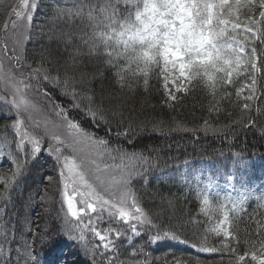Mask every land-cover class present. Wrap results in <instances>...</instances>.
I'll use <instances>...</instances> for the list:
<instances>
[{"label": "trees", "instance_id": "1", "mask_svg": "<svg viewBox=\"0 0 264 264\" xmlns=\"http://www.w3.org/2000/svg\"><path fill=\"white\" fill-rule=\"evenodd\" d=\"M36 2L39 6L34 11L30 38L23 45L20 64L28 66L30 74L33 69L43 66L49 70V77L59 76V83L27 79L31 86H37L36 100L42 101L38 106L43 113L61 125L51 130L61 138L67 136L63 121L55 115L59 110L57 106H60L66 110L69 119L78 122L86 132L94 134L95 139L106 140V147L110 150L102 157H95L94 148L82 144L78 146L81 155L97 159L101 168L104 164L131 166L135 163L136 173L130 188L138 201L137 206L162 229L175 231L187 241L188 246L170 239L151 244L147 231L133 236L128 225L116 217H110L107 209L102 213L99 209L93 213L86 208L84 223L91 219L93 226L99 229L113 228L124 233L120 238L112 235L115 251L105 254V250L102 253L101 247H97L93 258L80 243L78 231L69 232L67 229L65 217L67 215L70 220L71 217L57 191L60 183L57 164L54 156L47 151L50 138L44 137L43 150L38 158L33 160L27 155L30 153L27 146L19 155H10V159L21 166L18 176L13 175L15 163L0 159V226L4 228L6 222L7 227L12 228L10 235L0 228V239L7 243V247L1 240L0 246L4 253L8 248L12 250L7 257L0 253V264H17V250L23 252L25 242L31 246L37 264H56L58 261H62V264H108L109 259L115 260L116 264H236V256L230 249H235L240 255L246 250L258 249L259 241L264 239V173L261 172H264V42L256 40L251 43L252 37L246 42V52L249 54L251 47L257 49L256 64L259 69L256 73L258 91L256 99L250 102L253 105L250 111L241 109L243 97L249 95L245 85L252 83L253 70L248 68L245 71L243 67L239 69L242 75H234L233 83L219 89L215 98L200 78L189 82L179 77V72H169L170 81L176 78L178 85L188 88L187 93L175 92L174 86L169 83L168 87L177 96V100L172 102L167 99L168 93L162 87L159 68L152 71L145 86L134 67L137 75L125 72L124 86L121 87L117 83L116 72L119 69L116 65L126 67L123 58L109 56L110 50L103 47L90 51L89 37L95 29L86 18L57 15L58 8H74L80 4L98 7L102 0ZM21 4L20 0H0V34H8L13 39V35L19 33L17 38H22L23 22H18L16 29L4 31V25L10 23L13 17V10ZM119 7L122 14H126V10L135 11L123 0ZM259 11V7L252 12L241 7L239 22L247 23L250 15L261 21ZM224 13H228L227 7ZM258 27L264 29V21ZM244 35L247 34L237 30L238 40L243 39ZM7 44L9 53L20 54L19 49L15 53L12 51L13 42L10 39H7ZM110 59L111 64L107 62ZM17 74L14 71V75ZM26 74L23 72L22 77L27 78ZM65 74L72 77L67 83ZM220 75L216 73L217 77ZM42 89L46 96L41 95ZM239 89L243 91L238 95ZM73 90L80 94L75 98L78 107L73 104ZM225 93L230 95L225 96ZM11 95L9 90L0 93V109L3 110L0 111V149L7 144L11 146L10 153H16L18 137L10 125L17 117L4 114L9 111L8 105L13 100ZM89 108L97 113V117L102 114L108 123L101 122L99 118L90 119L86 114ZM11 111L14 112V108ZM205 121L218 130L203 131ZM154 126L157 131L152 130ZM125 130L129 131L127 136L118 135ZM40 131L43 135V130ZM121 151L142 154L148 162L121 159ZM204 165L206 167L202 169ZM187 168H191L190 174ZM119 170V167H114V170L102 172V175H118ZM49 176L53 177L51 183ZM229 180L236 185L233 194L216 187V184L222 185ZM205 196L209 205L205 212H201ZM41 197L44 199L41 200ZM241 198H245L242 209L232 211V202ZM221 205L228 210L230 231L239 237V246L231 237L216 236L205 231L223 220ZM84 235L87 247H95L92 234L85 231ZM204 235L208 237L209 246L220 251L208 253L193 248L192 244ZM244 241L249 242L247 249ZM224 243L230 247H222ZM63 252L68 253L66 259L61 257ZM19 264H24L23 256ZM243 264L257 262L247 256Z\"/></svg>", "mask_w": 264, "mask_h": 264}, {"label": "snow or ice", "instance_id": "2", "mask_svg": "<svg viewBox=\"0 0 264 264\" xmlns=\"http://www.w3.org/2000/svg\"><path fill=\"white\" fill-rule=\"evenodd\" d=\"M122 0H102L97 7L93 5L80 4L74 8H58L57 15L68 17L86 18L95 29L92 36L89 37V48L96 50L103 47L110 50L108 55L117 59L123 58L126 67L117 64L119 69L116 72L117 83L123 87L125 81L124 73H131L133 76L139 75L143 78L145 86L149 83V77L152 71L159 68L161 78L163 80L162 87L168 93L167 99L175 102L177 96L173 90L168 87L171 83L175 92H188L187 87H181L177 84L176 78L169 80V72L178 70L179 77L191 82L196 78L203 81L204 86L210 91L215 98L219 89L225 85L233 83V76H240L241 67L252 71V83L245 85L249 90V95L243 97L242 111H250L253 105L250 103L256 99V73L259 72L256 60L257 49L250 48L246 52L249 37H252L251 43L256 40L264 42V29L258 27L261 21H264V0H123L124 4L131 5L135 11H127L122 14L120 4ZM36 0H22V7L19 11L13 10L15 20L4 25V31L9 28L16 29L18 22H23L24 33L22 38L14 35L13 49L15 53L19 49L20 54L15 56L17 64L23 59V45L30 38L31 22L34 18V11L38 8ZM228 8V13H224V9ZM243 7L252 12L259 7V17L261 21H257L253 16L247 17V23L241 24L238 15L239 9ZM85 8L87 10L85 11ZM232 17H235L234 19ZM251 25V26H249ZM237 30H242L247 35L243 39H237ZM162 61V67H161ZM109 64L112 60L107 61ZM137 71H134L133 68ZM48 69H33L30 77L35 76L37 80H51L59 83V76L49 77ZM41 73H45L41 75ZM216 73H221L219 77ZM72 77L65 74V83ZM0 87L7 88L13 95V100L8 105L9 111H5V115H15L17 119L10 125L14 129V135L18 137L15 143L16 153H10L11 146L5 144L4 149H0V159L9 160L15 163L14 176H18L21 172L20 164L16 163L11 156L19 155L27 146L30 153H27L33 160L38 158L43 150L44 137L50 138L48 154L54 156L57 164L58 179L62 184V203L66 206L67 214H70L71 220L65 217V224L68 231H78L79 240L84 245L93 258H95L97 247L88 248L85 240V231L90 232L94 237L98 238L101 247L105 250V254L109 250L115 251V241L110 239L114 234L116 238H120L124 233L118 229L109 228L102 234L93 226L92 220L84 223L86 208L91 212L102 213L105 209L110 217H116L119 221L128 225L130 231L137 236L141 235V231H147L149 234V243H158L160 240L171 239L187 243L181 240L180 236L171 229H162L161 225L154 223L153 219L141 208L138 207V201L130 188L133 175L136 173L137 165L132 163L131 166H110L101 165L97 159H90L80 154L79 145L87 144L94 148L95 157H102L110 150L106 147L107 141L104 139H95L94 134L86 132L78 122L68 118L66 110L60 106L55 115L63 121V126L67 129L66 138L52 131V128L60 127L55 121L50 120L46 115L41 119H34V114L42 112V109L28 98L27 90L31 88V84L25 80L18 78L10 71H5L3 58L0 57ZM243 89L238 90V95ZM68 94V93H65ZM41 95L46 96V92ZM74 106L78 107L75 98L80 95L75 90L71 92ZM230 94L225 93V96ZM223 98V97H222ZM219 101H217V105ZM14 108V112L11 109ZM258 110V109H257ZM0 111H3L0 109ZM102 113V109H100ZM90 119L99 120L108 123L101 114L97 117V113L89 108L86 113ZM250 120L251 117H248ZM26 121H30L36 135L30 134L26 129ZM240 121H237L239 123ZM179 127V126H178ZM43 135H40V130ZM153 131L158 129L154 126ZM203 131H217L207 121L204 122ZM129 134L128 130L118 133V135ZM39 136V138H38ZM8 149V150H5ZM70 152V155H65ZM121 159L129 161H139L147 163L148 161L142 154L127 153L121 151ZM119 167L118 175L103 176L102 172L114 170ZM49 182L53 180L52 176L48 177ZM73 195H69V188ZM76 195L81 197L82 206L78 207L74 199ZM41 200L44 197L40 198ZM245 198H241L232 202V211L242 209ZM201 212H205L209 205L208 197L202 200ZM223 212V220L214 226L206 229L216 236L231 237L239 246L240 241L237 235L230 231L231 222L228 210L224 206H220ZM138 226L140 230H138ZM264 232V229H262ZM75 239V238H73ZM47 242V241H45ZM246 249L248 241H244ZM201 252H217L220 249L209 246L207 235L198 238L197 243H193L192 247L197 248ZM222 247H230L228 243H224ZM255 242H253V248ZM24 251L17 250V264L24 257V264H37L31 246L26 242L23 245ZM232 254L236 256V264H243L247 256L257 264H264V239L259 241V248L253 251H245L243 255L236 253L235 249H230ZM11 248L7 253L0 246V253L9 256ZM259 253V255H258ZM108 264H116V261L109 259ZM124 264V262H120ZM143 264V262H140ZM178 264V262H177Z\"/></svg>", "mask_w": 264, "mask_h": 264}, {"label": "rangeland", "instance_id": "3", "mask_svg": "<svg viewBox=\"0 0 264 264\" xmlns=\"http://www.w3.org/2000/svg\"><path fill=\"white\" fill-rule=\"evenodd\" d=\"M20 2H22V0H20ZM21 7H22V4H21V6L19 7H17L15 10H17V11H19L20 9H21ZM12 20H15V17L13 16L12 17V19H11V21ZM15 35H17V36H19V33H17V34H15ZM14 36V35H13ZM7 39H10V41L11 42H13V39H11V36H8V34H0V57H2L3 58V63H4V68H5V71H10V72H12L13 74H14V71H16L18 74L16 75L18 78H20V79H23V80H25L27 83H28V81H27V79H31L32 80V82L34 81V79H36V77H34V76H31L30 77V74H28L27 72H26V69L24 68V67H26V68H28V66H25V65H22V64H17V60L15 59V56L14 55H12V54H8L9 53V48H8V44H7ZM13 46H14V44H13ZM4 51H3V50ZM5 50H6V52H5ZM24 66V67H23ZM29 69V68H28ZM23 72H26L27 74H26V76H27V78H23L22 76V74H23ZM42 74V73H41ZM31 83V82H30ZM29 83V84H30ZM36 85V84H35ZM33 86L32 85V87L31 88H29L28 90H27V94H28V98L29 99H31L35 104H37L38 105V103H41L42 101L41 100H36V98H37V93H36V88H37V86ZM8 89L7 88H4V87H0V93H4L5 91H7ZM11 97H12V95H11ZM34 99L36 100V101H34ZM41 108V107H40ZM45 115V113H43V111L42 112H40V113H37V114H34V119H36V120H39V119H41V117L42 116H44ZM25 129L30 133V134H33V135H36V133L34 132V130H33V126L31 125V122L30 121H26V125H25ZM39 138V137H38ZM232 190V189H231ZM57 191H58V193L62 196V191H63V188H62V184L61 183H59V185H58V187H57ZM69 193H72V191H71V186H70V188H69ZM79 200L81 201V197L79 196V199H78V202H79ZM54 215H52V217H53ZM51 217V218H52ZM106 230H108V228L106 229ZM105 230V231H106ZM98 231H100L102 234H104V232L105 231H101V230H98ZM96 238V237H95ZM110 239H111V237H110ZM96 240L98 241V243H100L99 242V240H98V238H96ZM65 254H66V252H65ZM63 259H66V257L65 258H63Z\"/></svg>", "mask_w": 264, "mask_h": 264}]
</instances>
